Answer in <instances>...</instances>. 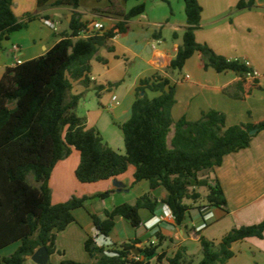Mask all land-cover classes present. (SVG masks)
I'll list each match as a JSON object with an SVG mask.
<instances>
[{
	"label": "trees",
	"instance_id": "16d2710c",
	"mask_svg": "<svg viewBox=\"0 0 264 264\" xmlns=\"http://www.w3.org/2000/svg\"><path fill=\"white\" fill-rule=\"evenodd\" d=\"M138 1V0H136ZM166 2V0H160ZM185 27L181 45L167 70L181 72L186 61L195 53L202 68L217 73L233 72L236 81L221 88L233 100H245L254 91H261L258 77H248L251 69L240 60H229L216 54L206 44L195 41L200 27L202 8L198 0H182ZM80 0H37L34 13L18 19L13 13V0H0V48L13 33L26 30L30 23L46 19L41 15L49 7L78 9ZM256 0H239L235 10H253ZM145 12V4L137 3L107 30L86 35L87 23L73 13L68 32L44 55L6 68L0 79V252L14 244L15 251L0 257V264H23L41 248L49 259L56 250L57 234L75 223L73 212L85 208L90 199L72 196L65 202L52 204L50 177L55 166L74 149L79 162L74 177L80 184L107 181L134 168L132 184L147 183L149 192L137 197L134 204L123 203L104 210L102 217L89 212L97 235L108 238L117 219H123L131 230L143 224L141 213L152 217L159 204L165 205L173 218L174 227L186 229L192 210H198L202 221L191 227L199 235L201 258L196 264H225L233 256L232 245L247 238L263 239L264 220L258 224L234 227L219 241L202 236L208 225L206 216L211 208L227 213V203L216 177H211L226 156L244 150L259 132H264V119L227 127L222 112H202L197 121L181 118L173 121L175 84L155 73L138 81L130 117L118 125L124 154L114 151L104 141L97 128H87V120L76 110L92 89L97 96L117 84L92 85L89 75L91 62H104L97 53L109 52V42L129 30L128 22ZM159 34V32H158ZM160 35V34H159ZM156 39L157 36H154ZM160 37V36H159ZM172 38L176 39L174 32ZM79 82L84 91L73 94V83ZM143 94V95H142ZM173 135L168 143V135ZM257 130L256 134L249 132ZM29 178L31 179L29 181ZM205 188V204L198 205ZM162 189L166 196L157 200L152 192ZM111 192L100 194L106 199ZM186 202H190L187 204ZM197 205V206H194ZM157 242L138 248L133 239L105 248L97 246L88 236L84 250L91 259L87 264H148L150 259L167 264H192L193 258L179 248L171 257L160 251L167 240L159 233ZM138 256L142 260H135ZM46 264H52L49 262ZM59 264H86L63 259Z\"/></svg>",
	"mask_w": 264,
	"mask_h": 264
},
{
	"label": "crops",
	"instance_id": "0c3cea01",
	"mask_svg": "<svg viewBox=\"0 0 264 264\" xmlns=\"http://www.w3.org/2000/svg\"><path fill=\"white\" fill-rule=\"evenodd\" d=\"M56 1L58 0H51V3ZM198 1L202 11L200 27L195 31V41L199 44H206L216 54L229 60L249 61L258 73V78H262L260 86L264 89V0H256L255 9L244 11L235 10L239 0ZM166 2L168 6H171V0H166ZM36 4L37 0H13V13L21 19L28 13H34L37 8ZM132 7H129V0H80L76 10L64 6L45 9L41 15L46 19L30 23L26 30L13 33L8 41L2 43L0 79L6 68L13 67L16 63L36 59L58 43L68 32L73 13H78L81 21L87 25L99 22L107 30L116 24L118 17ZM45 21L52 23L54 28L46 25ZM128 27L127 33L117 35L109 42V46L113 47L112 52L101 49L97 53L104 62L93 59L89 75L92 84L106 86L123 82L127 69L123 73L120 69L122 65L125 67L124 61L129 62L128 64L138 61L141 66V70L136 73L127 89L126 95L120 101L116 98V102H112V98L110 101L108 98L104 102L100 98L103 110L97 111L96 119L86 117L87 128H97L104 141L113 150H116L113 147L115 140L105 138L104 134V132L111 134V130L104 124L101 125L104 109L108 110L109 107L112 117L119 125L126 122L130 117L134 89L138 81L155 73L168 78L175 84V104L171 110L173 121L181 118L187 121H197L202 112L210 110L222 112L225 115L227 127L259 122L264 119L263 92L254 91L242 101L226 97L222 94L221 88L236 81L237 75L230 71L217 73L211 68L203 69L198 54L195 53L186 61L181 72L167 70L182 43L185 21L175 22L169 17L158 21L156 17L143 13L130 20ZM165 29L169 30V39L163 33ZM174 32L177 34L176 39L172 38ZM122 36L125 37L124 40L121 39ZM14 46L17 50L13 49ZM83 91L84 87L79 82L73 83V94H80ZM101 126L105 128V131ZM172 135L173 129L168 135V143ZM64 163L59 162L52 171L49 181L51 191L55 183V175L63 169ZM73 165L74 161L70 164L69 170L73 168ZM77 165V160H75L74 167ZM126 173H129L130 177L121 175L107 180L103 184L105 190L111 192L113 196L130 192V187L133 186L134 168L130 166ZM210 176L216 177L222 187L227 203V213L211 208L206 216L208 225L203 229L202 236L208 240L219 241L234 227L254 225L264 220V132L257 133L248 148L226 156L223 163L216 167ZM138 185L141 187V194L149 192L143 183ZM151 194L157 200L166 196L162 189ZM139 195V193L134 194L128 203L134 204ZM186 203L190 204V202ZM76 211L73 212L75 223L57 234L56 250L63 252L64 256L58 253L52 254L49 256L52 264H59L63 259L91 263V259L84 250V242L88 236L95 238L99 247L108 248L113 244L139 239L141 243L137 247L143 248L150 242H157L156 233L167 238L159 250V252H165L166 257H171L183 247L186 249V255L193 258L192 264H196L201 258L199 235L191 230V227L198 226L202 221L198 210L191 211L190 219L184 230L174 227L173 219L168 216L166 206L159 204L154 216L148 217L144 212L141 213L143 224L137 230H131L123 219H117L114 229L106 239L97 235L89 216L91 211L86 210L89 220L78 219ZM167 244L170 247H167ZM13 246L17 248L18 244ZM231 250L234 256L225 264H264V233L262 240L247 238L233 244ZM55 255L56 258H53ZM4 256L7 255L0 252V257ZM23 264L36 263L32 258H27ZM148 264L167 263L165 260L157 262L156 258H152Z\"/></svg>",
	"mask_w": 264,
	"mask_h": 264
},
{
	"label": "rangeland",
	"instance_id": "374dc122",
	"mask_svg": "<svg viewBox=\"0 0 264 264\" xmlns=\"http://www.w3.org/2000/svg\"><path fill=\"white\" fill-rule=\"evenodd\" d=\"M137 3H144L145 4L144 13L156 17L158 21H162L164 17H169L170 19L172 18L175 22L185 21L182 0H171V6H168L166 3H162L158 0H139V2L136 0H129V7H132L133 5ZM154 29H156L157 31H160L157 28H154ZM163 33L166 36V38L169 39V35H170L169 30L165 29ZM124 38L125 37L123 36L121 37L122 40H124ZM124 62L125 63L123 64L125 65V67H123L122 65L120 69L122 73L124 70L126 71L127 69V73L125 74V76H123L124 77L123 82L120 81L119 83H117V85L112 86L109 89L106 87V89L100 93L99 97L97 96V92L93 90L91 86L90 87L91 89L87 92L85 99L81 101V103L79 104L76 110V114L78 116L85 117V118L89 116V118L91 119H94V118L96 119L98 115L97 111L103 110L100 104L101 103L100 98H102L105 102L108 98L110 101L111 98L115 95L117 98V101H120L126 95L127 89L130 87L131 83L133 82V79L136 73L141 70V66L138 61H136L133 64H128L129 62L127 63V61H124ZM261 79L262 78L259 79L260 85H261ZM260 92H263L262 94H264V89H262ZM104 110H105L104 111L105 113L102 116L101 125L104 124L105 126H107L108 129L111 130V134H109L108 132H104L105 138L107 139L109 138L111 139V141L114 139L115 144L113 147L116 149L114 151L116 152L119 151L118 153L124 154L123 137L118 127L119 124L112 117L109 107H108V110L106 109ZM101 127L103 131H105V128L103 126ZM75 160H77V163H78V153L76 150L72 149L70 155L65 160L62 161V162H65L63 165L64 166L63 169H60L58 173L55 175V179H54L55 183H54V186L52 187L51 202L52 204H56L58 202L60 203L61 201L65 202L68 199H70L72 196H76L79 198L80 197L89 198L90 200L86 202L85 208H82L80 210L78 209V211H76L78 212L77 213L78 219L82 220L83 218L84 220H89L86 210L95 211L96 213L99 214L100 217H102L104 210H111L115 206H118L123 203H128L131 197L136 193H139L140 195H142L140 185L135 184L130 187V192L128 193H124V194L122 193V194L114 195V196L111 193L109 197L106 199H101L97 197L100 194L109 192L105 190L104 188L105 186L103 185L105 184L106 181H101L98 183H91V184H80L79 182H77L74 177V170L76 168V166L74 167ZM73 161H74L73 168L72 169L70 168L69 170V166L71 163H73ZM123 176L130 177L129 173H126V172L123 174ZM30 180L31 179L29 178V181ZM142 183L147 187L146 182H142ZM147 190H148V187H147ZM198 191L201 194V198L198 202V205L202 206L205 204V195L207 192L205 188H199ZM121 198H123V200H121ZM166 246L170 247L169 244H167ZM15 249L16 247L12 245L6 248V250L1 251V254L3 255L6 254L8 256L12 254L15 251ZM7 252H10V253L7 254ZM53 258H56V255ZM50 261L52 260H49V262ZM43 264H46V259L44 258H43Z\"/></svg>",
	"mask_w": 264,
	"mask_h": 264
},
{
	"label": "built area",
	"instance_id": "2783aa9c",
	"mask_svg": "<svg viewBox=\"0 0 264 264\" xmlns=\"http://www.w3.org/2000/svg\"><path fill=\"white\" fill-rule=\"evenodd\" d=\"M45 24L48 25L51 28H54L53 24L48 22V21H45ZM102 30H104V26L101 23L93 22V23L87 25L86 35H90V34L96 32V31H102ZM13 49L17 50L16 46H14ZM242 62L244 63V65L246 67L251 69V72L247 74L248 77H258V73L252 68V66H251L249 61L244 60ZM112 102H116V97L115 96L112 97ZM166 211H167L168 216L170 218H172L171 213H170V211H169V209L167 207H166ZM136 255H137V257H135V260H137V261L138 260H142V258L139 257L138 254H136Z\"/></svg>",
	"mask_w": 264,
	"mask_h": 264
},
{
	"label": "water",
	"instance_id": "95a60500",
	"mask_svg": "<svg viewBox=\"0 0 264 264\" xmlns=\"http://www.w3.org/2000/svg\"><path fill=\"white\" fill-rule=\"evenodd\" d=\"M143 95V94H142ZM257 130H252L249 132L250 135L256 134ZM135 254H138V251H134ZM32 260L36 262L37 264H43V258L46 259V263L48 260V257L46 255L45 249L41 248L38 250L32 257Z\"/></svg>",
	"mask_w": 264,
	"mask_h": 264
}]
</instances>
